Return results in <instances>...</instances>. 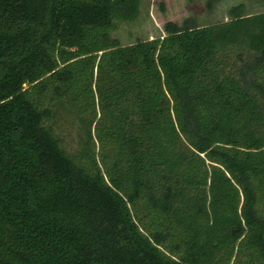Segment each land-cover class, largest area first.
<instances>
[{
	"label": "trees",
	"instance_id": "1",
	"mask_svg": "<svg viewBox=\"0 0 264 264\" xmlns=\"http://www.w3.org/2000/svg\"><path fill=\"white\" fill-rule=\"evenodd\" d=\"M140 3L0 0V264H264V11Z\"/></svg>",
	"mask_w": 264,
	"mask_h": 264
},
{
	"label": "rangeland",
	"instance_id": "2",
	"mask_svg": "<svg viewBox=\"0 0 264 264\" xmlns=\"http://www.w3.org/2000/svg\"><path fill=\"white\" fill-rule=\"evenodd\" d=\"M234 6H239L244 15L253 14L264 11V0H141L137 18L119 24L111 36L122 45L154 39L164 36L166 21L180 23L191 17L197 26L222 22L229 19L228 10ZM55 128L66 150L77 153L82 133L76 121L70 117L59 121Z\"/></svg>",
	"mask_w": 264,
	"mask_h": 264
}]
</instances>
